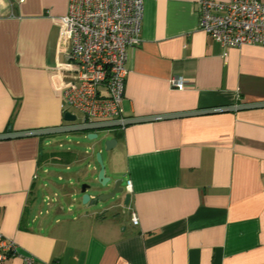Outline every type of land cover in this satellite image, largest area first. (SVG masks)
<instances>
[{
	"label": "crops",
	"instance_id": "1",
	"mask_svg": "<svg viewBox=\"0 0 264 264\" xmlns=\"http://www.w3.org/2000/svg\"><path fill=\"white\" fill-rule=\"evenodd\" d=\"M143 1L141 40L127 47L124 117L264 102V45L222 47L198 28V0ZM67 9L68 0H0V134L67 124L62 91L75 78L57 21ZM108 133L116 144L106 175L130 181L128 201L73 213L62 200L75 189L50 168L92 162L103 143L57 151L44 147L47 136L0 139V231L18 252L4 264L25 254L35 264H264V107ZM62 152L72 160L42 158ZM38 192L51 217L41 216Z\"/></svg>",
	"mask_w": 264,
	"mask_h": 264
},
{
	"label": "built area",
	"instance_id": "2",
	"mask_svg": "<svg viewBox=\"0 0 264 264\" xmlns=\"http://www.w3.org/2000/svg\"><path fill=\"white\" fill-rule=\"evenodd\" d=\"M198 28L222 47L264 45V2L260 0H198ZM143 0H68L67 13L59 18L60 36L68 42L66 56L75 81L65 86L66 110L78 116L77 123L122 120L127 47L141 40ZM175 87L183 80L170 78ZM130 181L125 191L130 189ZM133 224L138 223L135 214ZM14 240L0 231V264L17 255ZM23 264L35 257L20 256Z\"/></svg>",
	"mask_w": 264,
	"mask_h": 264
},
{
	"label": "water",
	"instance_id": "3",
	"mask_svg": "<svg viewBox=\"0 0 264 264\" xmlns=\"http://www.w3.org/2000/svg\"><path fill=\"white\" fill-rule=\"evenodd\" d=\"M264 107V102H251V103H242L231 106H222L215 108H206L193 110L189 112H177V113H168V114H158L151 116H140V117H129L122 120H109L102 122H88V123H77L76 115L65 111L63 114V120L67 123L60 126L50 127V128H41L35 130H25V131H11V127L4 133L0 134V139H8L15 137H25V136H48L58 133H69V132H83L88 139H98V145L100 146L103 143V146L106 151H109L114 148L116 144L115 138H108V130L113 127L128 125L132 123L156 120V119H165L172 117H181V116H191V115H201L217 112H230L234 110H242L249 108H259ZM102 135V136H101ZM100 138V139H99ZM95 160L98 163L99 170L97 172V177L95 184L83 183L81 184L80 194H81V203L86 208L95 207L100 203L111 201L112 203L128 201L129 195L125 192V187L121 178H117L114 175H106V166L102 160L101 152H95ZM90 192H94L91 196Z\"/></svg>",
	"mask_w": 264,
	"mask_h": 264
},
{
	"label": "rangeland",
	"instance_id": "4",
	"mask_svg": "<svg viewBox=\"0 0 264 264\" xmlns=\"http://www.w3.org/2000/svg\"><path fill=\"white\" fill-rule=\"evenodd\" d=\"M78 119L77 121L81 120V114L76 112ZM102 136V135H101ZM100 139V138H99ZM46 144H44L46 149L49 150H57V151H64L67 148H75L80 151H84L86 148V145L92 144L93 142L98 141V139H88L86 135L83 132H69V133H58V134H52L48 135L45 137ZM106 150L104 148L103 153L101 154L102 160L105 164V159H106ZM106 165V164H105ZM93 166H98V163L96 162L95 159H92V162L89 161H81L77 162L75 164H72L66 169L65 167H59V168H53L51 167L50 169L57 172V174H60L59 178L57 174L52 175L53 181H55L57 184H69L71 187L75 189L76 195L73 196L72 200L70 199L69 202H63V208L67 211L71 210L73 212H76V209L79 205H81V194H80V188L81 184L83 183H89L94 185L95 184V179L94 174L95 171L93 170ZM39 178H42L44 173L42 170L39 171ZM41 179H39L40 181ZM45 195L47 194H42L41 192H38L37 197L39 201L41 202L44 198ZM50 197H52V193L48 194ZM58 199H60L61 195H57ZM47 202V203H46ZM49 200L45 198V200L41 203V216H47L51 217L52 212L51 208H49ZM110 202V201H107ZM50 212V214H46V212Z\"/></svg>",
	"mask_w": 264,
	"mask_h": 264
},
{
	"label": "trees",
	"instance_id": "5",
	"mask_svg": "<svg viewBox=\"0 0 264 264\" xmlns=\"http://www.w3.org/2000/svg\"><path fill=\"white\" fill-rule=\"evenodd\" d=\"M50 156L55 157L54 160H58L60 157H63L64 155H68L69 157L67 158L68 160H72V158L70 157V152H62V153H49V154H43L42 158H48Z\"/></svg>",
	"mask_w": 264,
	"mask_h": 264
}]
</instances>
